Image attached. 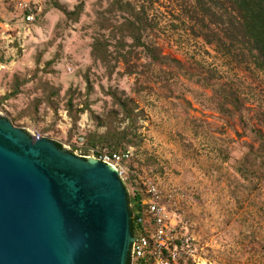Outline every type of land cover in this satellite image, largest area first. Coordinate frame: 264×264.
Instances as JSON below:
<instances>
[{
    "label": "rangeland",
    "instance_id": "1",
    "mask_svg": "<svg viewBox=\"0 0 264 264\" xmlns=\"http://www.w3.org/2000/svg\"><path fill=\"white\" fill-rule=\"evenodd\" d=\"M114 1L0 0V114L78 154L89 134L129 127L132 144L119 149L131 153L127 193L141 190L135 172L174 193L176 234L194 250L187 264H264V146L254 131L264 135V71L171 23L172 0H153L169 21L157 41L183 69L153 65L129 47Z\"/></svg>",
    "mask_w": 264,
    "mask_h": 264
},
{
    "label": "water",
    "instance_id": "2",
    "mask_svg": "<svg viewBox=\"0 0 264 264\" xmlns=\"http://www.w3.org/2000/svg\"><path fill=\"white\" fill-rule=\"evenodd\" d=\"M0 114V264H131L118 172Z\"/></svg>",
    "mask_w": 264,
    "mask_h": 264
},
{
    "label": "trees",
    "instance_id": "3",
    "mask_svg": "<svg viewBox=\"0 0 264 264\" xmlns=\"http://www.w3.org/2000/svg\"><path fill=\"white\" fill-rule=\"evenodd\" d=\"M113 6L123 13L120 32L131 39L130 48L141 49L153 65L183 69L182 62L164 53L157 41L167 17L155 8L153 0H115ZM167 6V14L173 16L171 23H182L185 32L213 46L217 53L239 67L264 71V0H172ZM101 45L96 43L94 49H100ZM125 64L128 67L127 60ZM222 94L225 103L238 105V99L230 93L223 91ZM119 106L123 120L132 125L133 110L125 102H120ZM128 129L89 134L84 143V154L96 149L120 152L122 144H132ZM254 131L264 146V135L257 129ZM56 145L62 148L60 143ZM139 186L140 191L128 193L131 217H137L141 212L144 194ZM130 224L133 232V220Z\"/></svg>",
    "mask_w": 264,
    "mask_h": 264
},
{
    "label": "built area",
    "instance_id": "4",
    "mask_svg": "<svg viewBox=\"0 0 264 264\" xmlns=\"http://www.w3.org/2000/svg\"><path fill=\"white\" fill-rule=\"evenodd\" d=\"M18 7L23 21L34 20L25 3L19 2ZM74 154L82 158L96 159L112 167L125 184L124 165L131 157L129 151L110 152L96 149L85 154ZM135 175L140 181L144 196L140 203V215L132 216L134 230L131 264H187L194 258V250L190 238L183 239L176 234L177 223L168 210L175 204L174 193L163 188L153 177L136 172Z\"/></svg>",
    "mask_w": 264,
    "mask_h": 264
}]
</instances>
